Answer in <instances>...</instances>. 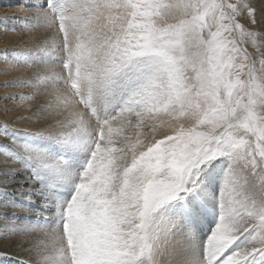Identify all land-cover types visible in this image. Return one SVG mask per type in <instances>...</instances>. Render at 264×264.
<instances>
[{"label":"snow or ice","instance_id":"obj_1","mask_svg":"<svg viewBox=\"0 0 264 264\" xmlns=\"http://www.w3.org/2000/svg\"><path fill=\"white\" fill-rule=\"evenodd\" d=\"M22 10L0 264H264V0Z\"/></svg>","mask_w":264,"mask_h":264},{"label":"bare ground","instance_id":"obj_2","mask_svg":"<svg viewBox=\"0 0 264 264\" xmlns=\"http://www.w3.org/2000/svg\"><path fill=\"white\" fill-rule=\"evenodd\" d=\"M30 0H0V56L5 50L23 47L27 43H31L29 34L19 30L21 24L16 17L26 15L22 10V6L29 3ZM8 28L15 27L17 31H6ZM7 69V70H6ZM29 70L26 68L8 69V66L0 60V124L4 121H11L14 117H27L28 108L26 102L16 100L3 99L5 93H21L24 90L20 88L4 87L5 81H11L16 77L27 74ZM11 109V111H5ZM14 127H35V121H28L26 119H18L13 124ZM20 237H14L10 241L0 240V250L12 248V245ZM12 250H17L12 248Z\"/></svg>","mask_w":264,"mask_h":264},{"label":"rangeland","instance_id":"obj_3","mask_svg":"<svg viewBox=\"0 0 264 264\" xmlns=\"http://www.w3.org/2000/svg\"><path fill=\"white\" fill-rule=\"evenodd\" d=\"M251 50V49H250ZM20 239H21V237H20Z\"/></svg>","mask_w":264,"mask_h":264}]
</instances>
